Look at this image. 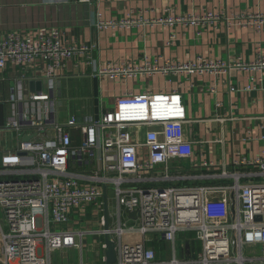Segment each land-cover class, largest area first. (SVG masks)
I'll return each mask as SVG.
<instances>
[{
    "label": "built area",
    "instance_id": "obj_1",
    "mask_svg": "<svg viewBox=\"0 0 264 264\" xmlns=\"http://www.w3.org/2000/svg\"><path fill=\"white\" fill-rule=\"evenodd\" d=\"M78 2L91 4L92 0ZM144 15L130 12L117 22L106 21L97 13L95 27L108 30L183 25L201 30L216 28L225 21L227 27L239 26L259 33L264 28V13L241 14L233 19L213 11L155 19ZM63 38L64 33L55 30L35 40L10 33L0 42V71L9 67L25 74L33 71V76L49 81L47 89L41 92L12 95L10 103L16 105L19 100H26L31 106L24 112L18 111L2 127L4 132L17 136L18 144L0 155V209L4 219V224L0 220V264H53L55 252L80 250L82 239L88 235L109 236L115 245L113 264H264V252L258 259L243 255L245 246L264 247V159H241L233 164L235 169L258 168L261 172L257 176L262 181L255 183L242 184L239 174L223 171L212 178H232L233 184L196 188L144 186L150 181L146 173L158 167L164 169L163 180L174 182L171 163L190 160L195 155L194 143L186 135V127L192 121L178 90L127 92L117 98L113 108L103 109L98 118L83 121L71 117L61 123L45 109L53 99L54 78L63 63L74 57L84 58L97 75L111 81L137 79L139 75L157 72L224 77L232 70L246 74L263 70L261 50L250 64L241 59L227 63L198 57L193 62L166 64L164 68L152 66L146 60L141 65L108 64L97 68L92 47L69 46ZM40 62L44 68L37 72ZM49 128L53 130L51 135ZM74 131L80 134L79 144ZM28 136L31 138L25 141ZM202 167L210 169L214 165L204 162ZM109 188L113 189L116 202V227L99 231L63 228L71 222L74 212L83 214L88 206L103 213L105 189L111 218ZM124 211L135 214V220H124ZM101 224L105 226L103 216ZM187 232L194 233L202 244L196 259L156 261L155 251L147 245L148 237L156 235L174 243L179 233ZM103 249H107L106 245ZM102 264H108L107 260Z\"/></svg>",
    "mask_w": 264,
    "mask_h": 264
},
{
    "label": "crops",
    "instance_id": "obj_2",
    "mask_svg": "<svg viewBox=\"0 0 264 264\" xmlns=\"http://www.w3.org/2000/svg\"><path fill=\"white\" fill-rule=\"evenodd\" d=\"M206 11L222 14L229 19L241 14H263L264 0H92L91 4H82L78 0H0V42L10 33H19L29 40H35L60 30L64 33L63 41L66 45H86L93 48L92 57L97 68L108 64L141 65L144 60L152 66L164 68L166 64L193 62L198 57L227 63L241 59L245 64H250L256 61L258 49L264 56V28L259 33L239 26L227 27L225 21L216 28L204 27L201 30L183 25L175 28L147 25L108 30L95 27L97 13H101L106 21L119 22L130 12L155 19L169 15H199ZM172 36L175 38L169 45ZM37 64L36 71L43 70L44 65H40L43 63ZM33 73L25 74L10 67L0 71V104L3 105L4 122L14 118L18 111L24 112L31 106L26 100H19L16 105L9 101L12 95L17 97L21 93H33L29 88L30 80L44 79L43 76H33ZM48 82L44 79L43 89H47ZM53 83V99L46 104L45 109L49 116L52 115L61 123L71 117H77L79 121L98 118L103 109L113 108L117 98L127 92L169 93L178 90L182 94L188 118L192 121L186 127V135L194 143L195 155L190 160L171 163L170 176L176 179L174 182L163 180L165 172L162 167L154 172H147L146 177L150 181L145 183V187L196 188L233 184L232 178H212L223 171L239 174L242 184L262 181L257 176L261 172L258 168L240 166L235 169L233 164L241 159H264V69L249 74L232 70L229 76L224 77H188L185 74L157 72L154 75H139L137 79L111 81L97 75L84 58L74 57L63 63V68ZM212 88L216 92H211ZM3 133L9 134L0 128V135ZM49 133L53 134V130L50 129ZM73 134L76 144H79V132L74 131ZM204 162L213 163L214 167L203 168ZM92 212L95 213L93 221L88 216ZM76 213L74 212L65 229L79 230L76 228L79 224L82 229H89L96 224L99 230L105 229L101 224L104 212L101 213L98 208L88 206L83 214ZM115 214L116 210L114 213L110 212V227L117 226ZM76 218L79 221H75ZM123 219L134 221L135 217L124 211ZM0 220L3 223L1 209ZM86 239L87 236L82 239L80 250H63L70 254L79 252V263L71 262L73 255L71 259L67 257V261L64 255L57 258V252L53 254L52 263L92 264L85 261L90 260L89 254L84 257ZM134 239L140 240L138 236ZM147 240V245L155 251L158 262L174 258L194 260L202 250V244L192 232L179 233L174 243L156 235ZM104 245L105 236H102L100 243L96 244L102 263L106 259ZM263 252L264 247L261 245L245 246L243 249L246 258L258 259Z\"/></svg>",
    "mask_w": 264,
    "mask_h": 264
},
{
    "label": "rangeland",
    "instance_id": "obj_3",
    "mask_svg": "<svg viewBox=\"0 0 264 264\" xmlns=\"http://www.w3.org/2000/svg\"><path fill=\"white\" fill-rule=\"evenodd\" d=\"M0 155L7 151V149H15L17 144H18V139H17V136L12 134V133H9V134H6V133H3L2 135H0ZM12 147V148H10ZM108 197L110 198L109 200V205H110V212L111 213H114L115 210L117 211L116 209V202L114 200V195H113V189L112 188H109L108 189ZM89 216V220H92L93 221V217H95V213L92 212L90 213ZM99 218V216H97ZM126 220V219H125ZM75 221H79L78 218L75 219ZM4 223V221H3ZM129 226H134V224H129ZM65 228V227H63ZM77 229L79 230H87V229H82V226L79 224L76 226ZM88 230H91V231H99V226L96 224V225H91V227L88 229ZM90 239V240H89ZM102 240V236L101 237H98L97 235H88L87 236V239L85 240L86 243V248L84 249V257L86 258V255L89 254L90 256V260L88 259H85L86 263L89 261V262H92V264H102V261H101V258H100V253L98 251V248H96V244L97 242L100 243V241ZM91 241V243L89 242ZM61 255H64L65 256V260L67 261V257H70L71 259V255H73V258L71 259V262H80V255H79V252H73V254H70L66 251H63L61 250V252H57L56 254V257L57 258H62Z\"/></svg>",
    "mask_w": 264,
    "mask_h": 264
},
{
    "label": "water",
    "instance_id": "obj_4",
    "mask_svg": "<svg viewBox=\"0 0 264 264\" xmlns=\"http://www.w3.org/2000/svg\"><path fill=\"white\" fill-rule=\"evenodd\" d=\"M43 81L41 80H30L29 82V88L31 92H41L43 89ZM4 113H3V105L0 104V128L4 126ZM30 138L26 137L25 141H28ZM103 202H104V218H105V230L109 228V211L107 206V190H104V196H103ZM132 216L135 217V214H132ZM105 245L107 247L105 255L107 259L108 264H113L116 261V252H115V245L112 242V240L109 238L108 235L105 236Z\"/></svg>",
    "mask_w": 264,
    "mask_h": 264
}]
</instances>
